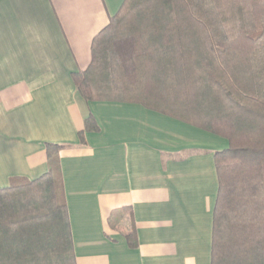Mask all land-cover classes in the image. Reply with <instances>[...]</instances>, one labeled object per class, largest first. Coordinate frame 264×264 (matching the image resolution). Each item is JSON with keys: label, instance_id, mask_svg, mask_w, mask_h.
I'll return each mask as SVG.
<instances>
[{"label": "crops", "instance_id": "0c3cea01", "mask_svg": "<svg viewBox=\"0 0 264 264\" xmlns=\"http://www.w3.org/2000/svg\"><path fill=\"white\" fill-rule=\"evenodd\" d=\"M123 1L0 0V189L46 174V145H60L76 264H210L213 153L228 142L138 104L87 103L72 80ZM89 115L100 130L80 144Z\"/></svg>", "mask_w": 264, "mask_h": 264}, {"label": "trees", "instance_id": "16d2710c", "mask_svg": "<svg viewBox=\"0 0 264 264\" xmlns=\"http://www.w3.org/2000/svg\"><path fill=\"white\" fill-rule=\"evenodd\" d=\"M89 102L138 104L228 142L213 153L210 264H264V0H124L72 74ZM92 115L78 132L97 133ZM0 189V264H76L58 154ZM137 246L133 229L125 234Z\"/></svg>", "mask_w": 264, "mask_h": 264}]
</instances>
